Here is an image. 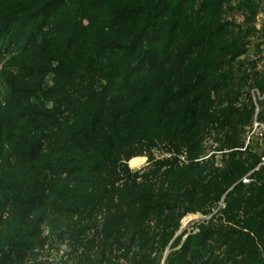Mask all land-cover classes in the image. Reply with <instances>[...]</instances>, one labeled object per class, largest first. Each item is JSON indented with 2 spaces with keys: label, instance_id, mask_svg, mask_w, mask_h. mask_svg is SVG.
Returning a JSON list of instances; mask_svg holds the SVG:
<instances>
[{
  "label": "trees",
  "instance_id": "16d2710c",
  "mask_svg": "<svg viewBox=\"0 0 264 264\" xmlns=\"http://www.w3.org/2000/svg\"><path fill=\"white\" fill-rule=\"evenodd\" d=\"M215 2L0 0V264H264V201L232 197L259 157L206 154L233 105Z\"/></svg>",
  "mask_w": 264,
  "mask_h": 264
},
{
  "label": "rangeland",
  "instance_id": "374dc122",
  "mask_svg": "<svg viewBox=\"0 0 264 264\" xmlns=\"http://www.w3.org/2000/svg\"><path fill=\"white\" fill-rule=\"evenodd\" d=\"M135 1L139 4L146 5L149 0ZM215 1L218 6L215 12V26L220 27L217 34H224L227 38H230L232 43L229 51H234V54H228V52H226L221 55L223 59L219 72L222 77L220 85L224 93L223 95L227 99V103L233 102V105H230L224 112L218 114V119L221 122L216 123L207 137L206 154L209 156L212 153L211 147L217 145V139L223 140L226 136H234L238 133L237 136L241 138L242 147L225 148L222 153L220 152V154L216 156L217 165L220 166L222 164L239 162L242 168H246L254 163L259 151V147L256 143L245 147L244 139L247 129L256 114L264 121V98L258 101L256 105L251 93L254 88L264 91V39L262 38L264 29V0ZM260 48L261 50L259 51ZM235 53H238V55L235 56ZM1 66L2 61H0V69ZM52 78V75L46 77V86L52 85ZM4 93L5 87L0 79V97H2ZM159 155L165 156L161 153H159ZM136 158L142 159L143 164L141 162L139 165L133 167L134 169H138L147 164L146 157ZM186 158V152L180 155L181 162H188ZM237 184L238 179L233 187ZM251 186L250 188L247 187L243 189L240 193H234L232 197L237 199V197L240 196L241 199H252V202H257L260 199L264 201V171L259 183ZM233 187L229 190H232ZM225 198L226 195H223L219 202L220 205H225ZM193 213L196 214L197 217L185 225L181 221L180 228H184L182 231L179 229L176 234L177 237L185 232L182 242L188 234L192 233L196 223L210 217V215H203L200 212ZM173 250L174 249L167 250L165 255ZM68 252L65 246H61L60 248L44 251L41 255L38 254L37 257L38 260L50 259L51 261L55 260L58 262L60 259H66Z\"/></svg>",
  "mask_w": 264,
  "mask_h": 264
},
{
  "label": "built area",
  "instance_id": "2783aa9c",
  "mask_svg": "<svg viewBox=\"0 0 264 264\" xmlns=\"http://www.w3.org/2000/svg\"><path fill=\"white\" fill-rule=\"evenodd\" d=\"M251 93L253 101L256 105L258 101L264 98V91L258 88L252 89ZM244 141L245 147H248L253 143H256L258 145L259 162L253 169H251L248 173L241 177L239 182H241V184L243 185H255L259 183L256 177V172L261 168H264V121L261 120L257 114L247 129Z\"/></svg>",
  "mask_w": 264,
  "mask_h": 264
},
{
  "label": "bare ground",
  "instance_id": "6f19581e",
  "mask_svg": "<svg viewBox=\"0 0 264 264\" xmlns=\"http://www.w3.org/2000/svg\"><path fill=\"white\" fill-rule=\"evenodd\" d=\"M143 160H144V159H143ZM141 162H142V159H140V158H134V159L131 160V165L135 167V166L139 165ZM142 164H143V162H142ZM196 217H197L196 214H194V213H189L188 215H186V216L182 219V222H183V224L185 225V224H187V223L193 221Z\"/></svg>",
  "mask_w": 264,
  "mask_h": 264
},
{
  "label": "water",
  "instance_id": "95a60500",
  "mask_svg": "<svg viewBox=\"0 0 264 264\" xmlns=\"http://www.w3.org/2000/svg\"><path fill=\"white\" fill-rule=\"evenodd\" d=\"M132 167H134V166H132ZM183 228H184V227H181V228H180V231H182Z\"/></svg>",
  "mask_w": 264,
  "mask_h": 264
}]
</instances>
